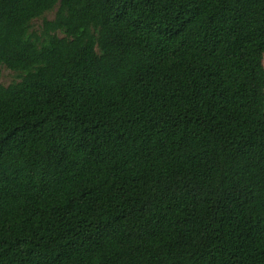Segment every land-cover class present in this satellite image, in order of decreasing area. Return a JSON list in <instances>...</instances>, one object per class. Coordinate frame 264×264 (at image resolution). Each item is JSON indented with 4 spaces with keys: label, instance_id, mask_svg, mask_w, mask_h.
I'll return each mask as SVG.
<instances>
[{
    "label": "trees",
    "instance_id": "1",
    "mask_svg": "<svg viewBox=\"0 0 264 264\" xmlns=\"http://www.w3.org/2000/svg\"><path fill=\"white\" fill-rule=\"evenodd\" d=\"M3 67L0 264H264V0H0Z\"/></svg>",
    "mask_w": 264,
    "mask_h": 264
},
{
    "label": "rangeland",
    "instance_id": "2",
    "mask_svg": "<svg viewBox=\"0 0 264 264\" xmlns=\"http://www.w3.org/2000/svg\"><path fill=\"white\" fill-rule=\"evenodd\" d=\"M53 16L52 13L48 15L49 18ZM14 79V74L12 71L8 70L7 68L1 69V76H0V83L7 85Z\"/></svg>",
    "mask_w": 264,
    "mask_h": 264
}]
</instances>
